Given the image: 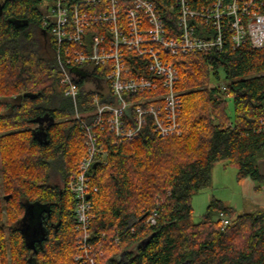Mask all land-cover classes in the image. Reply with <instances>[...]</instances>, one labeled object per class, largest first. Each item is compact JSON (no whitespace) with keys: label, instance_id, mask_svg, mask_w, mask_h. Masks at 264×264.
<instances>
[{"label":"trees","instance_id":"16d2710c","mask_svg":"<svg viewBox=\"0 0 264 264\" xmlns=\"http://www.w3.org/2000/svg\"><path fill=\"white\" fill-rule=\"evenodd\" d=\"M42 2L0 0V264H78L75 201L67 181L86 149L71 119L74 103L60 84L55 41L42 28ZM174 61L181 135L159 137L149 122L135 140L116 144L100 131L108 161L94 170L92 233L103 255L96 264H264V208L237 214L212 199L194 222L192 206L193 195L210 186L218 162L236 167L238 181L249 177L256 190L264 186L258 167L264 158V48L226 47ZM221 73L226 89L209 87ZM55 172L59 185L51 183ZM30 205L42 207L45 220L35 249L21 225ZM153 209L158 220L148 226Z\"/></svg>","mask_w":264,"mask_h":264},{"label":"built area","instance_id":"2783aa9c","mask_svg":"<svg viewBox=\"0 0 264 264\" xmlns=\"http://www.w3.org/2000/svg\"><path fill=\"white\" fill-rule=\"evenodd\" d=\"M49 2L42 28L55 41L60 84L74 103L86 149L67 181L75 201L74 259L96 264L102 250L92 233L94 170L108 161L100 131L116 144L135 140L149 122L159 137L181 135L174 57L263 49L264 0H163V7L154 0ZM158 216L153 209L145 223L156 225ZM219 218L230 222L223 212Z\"/></svg>","mask_w":264,"mask_h":264},{"label":"rangeland","instance_id":"374dc122","mask_svg":"<svg viewBox=\"0 0 264 264\" xmlns=\"http://www.w3.org/2000/svg\"><path fill=\"white\" fill-rule=\"evenodd\" d=\"M42 3H43V6L45 8L47 5L50 4L49 0H44ZM220 78L221 79L218 80V82H215V83L213 81L210 82L209 87L217 86L221 90L224 91L226 89V83H224L225 79H224L223 73H221ZM178 92H179V95L181 97V91H178ZM227 111H228V115L232 118L233 114H234V105H233L232 100L228 101ZM71 119H73L72 116H71ZM36 126H37L36 124H32L29 127L30 128H36ZM26 128H28V127H26ZM1 157L2 156L0 153V158ZM216 165H219V166L217 168H216V166L214 167L210 186L205 188V189H202L200 192L194 194L192 197L194 222H199L202 219L204 213L206 212L207 206L211 202V196H214L216 198L219 196V198H231V200H237V196H238V194H237V192H238V186L237 185L238 184L236 182L237 168L232 166V165H229L225 162H218ZM1 179H2V173H0V181H1ZM51 183H55L58 185L62 183L60 176L57 172H55L53 174V176L51 177ZM215 185H217V187L215 188L216 192L214 191V189H212ZM208 194H209V196H208ZM208 198H209V200H208ZM213 199H215V198H213ZM1 206L3 207V209H6L5 201L3 200V198L1 201ZM4 215H6V211H4ZM31 220L33 221V219H31ZM28 232H29V234L26 232H24V233H25L26 239L29 240L31 238L30 229L28 230ZM6 239L8 240V238H6ZM101 256H103V255L101 254ZM8 259L11 260V256H8Z\"/></svg>","mask_w":264,"mask_h":264},{"label":"crops","instance_id":"0c3cea01","mask_svg":"<svg viewBox=\"0 0 264 264\" xmlns=\"http://www.w3.org/2000/svg\"><path fill=\"white\" fill-rule=\"evenodd\" d=\"M216 164L214 165V167L216 166L217 168L219 165ZM258 167L260 172L264 175V158H261L258 161ZM213 170H212V174H213ZM236 182L238 184L237 200H231V198H219V196L217 198L211 196V201L213 198L221 200L226 206L233 208L237 214L250 212L257 208H264V186H262L260 190H256L255 188L257 186L256 183L249 177L244 178L241 181H238V179H236ZM216 187L217 185H215L212 189H214L215 191Z\"/></svg>","mask_w":264,"mask_h":264},{"label":"water","instance_id":"95a60500","mask_svg":"<svg viewBox=\"0 0 264 264\" xmlns=\"http://www.w3.org/2000/svg\"><path fill=\"white\" fill-rule=\"evenodd\" d=\"M0 9H2V7L0 6ZM40 122V124L42 125V121L38 120ZM37 134L39 136H44V132L42 129L38 130ZM10 195L6 196L5 199L9 200ZM88 198H90V196L88 195ZM43 214V209L42 207H40L39 205H30L27 208V213L23 219L24 223H22V229L23 232H26L29 234L28 230L30 229V233H31V238L27 240L28 245L32 248L35 247L36 242H41V240H43L44 236H45V228L42 226L41 224V216ZM33 219V221L31 220ZM148 237L146 240H144L141 244L145 245L148 241H149Z\"/></svg>","mask_w":264,"mask_h":264},{"label":"flooded vegetation","instance_id":"af4514ba","mask_svg":"<svg viewBox=\"0 0 264 264\" xmlns=\"http://www.w3.org/2000/svg\"><path fill=\"white\" fill-rule=\"evenodd\" d=\"M1 197H3V196L0 195V198H1ZM4 197H5V196H4ZM43 215H44V214H42V216H41V224H42V226L45 228V225H44V223H43V222L45 221ZM22 223H24V221H22ZM22 223H21V224H22ZM36 243H39V242H36ZM34 249H35V247H34Z\"/></svg>","mask_w":264,"mask_h":264}]
</instances>
